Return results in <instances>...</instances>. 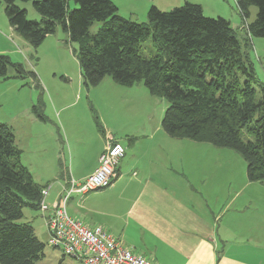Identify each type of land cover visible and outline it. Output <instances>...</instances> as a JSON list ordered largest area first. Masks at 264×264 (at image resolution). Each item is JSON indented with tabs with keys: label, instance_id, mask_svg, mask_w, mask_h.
<instances>
[{
	"label": "trees",
	"instance_id": "trees-1",
	"mask_svg": "<svg viewBox=\"0 0 264 264\" xmlns=\"http://www.w3.org/2000/svg\"><path fill=\"white\" fill-rule=\"evenodd\" d=\"M1 1L9 25L32 47L58 27L77 44L86 87L105 76L122 86L141 82L167 102L161 119L166 134L231 149L244 160L248 181L264 182V82L256 79L248 54L251 37H264V0H235L246 24L241 33L226 18L205 16L199 4L188 1L166 11L152 5L145 22L119 15L112 0ZM17 1H31L39 18L28 19ZM251 6L257 10L246 23ZM95 22L101 25L90 34ZM149 38L153 53L145 54L142 43ZM9 67L16 77L25 75L20 63L0 54L1 78H9ZM28 73L38 85L36 73ZM20 156L12 127L0 122V264H37L44 256L45 242L30 222L19 220L24 207L40 209L48 184L36 182ZM59 169V178H67L66 168Z\"/></svg>",
	"mask_w": 264,
	"mask_h": 264
},
{
	"label": "rangeland",
	"instance_id": "rangeland-1",
	"mask_svg": "<svg viewBox=\"0 0 264 264\" xmlns=\"http://www.w3.org/2000/svg\"><path fill=\"white\" fill-rule=\"evenodd\" d=\"M112 1L117 6L119 15L136 22L146 21L147 10L152 5L166 11L188 1L199 4L205 16L226 18L239 32L243 31L244 27L235 0ZM16 3L26 10L28 19L39 18L31 1ZM69 4L71 8L75 7L73 2ZM256 10L255 6L250 7L246 23L253 20ZM100 25V22L93 23L89 29L90 34L96 33ZM250 43L249 60L252 62L256 79L264 82V37H251ZM76 48L77 44L69 42L67 35L60 27L54 33L47 35L37 48L32 47L9 25L4 4L0 0V54L8 56L13 63H20L25 71L23 77H16L14 69L9 67L7 69L9 78L0 77V122L12 127L15 143L21 150V161L29 167L28 170L36 182L50 176L48 179H52L51 183H53L52 181L57 177L53 172L55 170L58 172L60 165L66 166L69 171L71 153L69 155L67 143L71 146L72 141L78 146L74 152L70 149L74 162L80 165L93 163L96 150L105 138L103 131L100 132L95 124L91 106L106 134L111 130L110 126L106 125L105 118L111 120L109 122L118 132L113 133L117 141L123 142L127 133L138 132L136 123H139L143 110H145V116H151L161 128V119L167 106L164 98L151 96L141 82L132 87L122 86L115 83L109 76H105L95 86L86 87L74 53ZM142 49L145 54L153 53L150 38L143 41ZM30 71L36 73L38 85L29 75ZM137 84L139 86H135ZM112 85L118 88L113 89ZM161 129L159 133L163 132ZM147 133H154L151 131L150 121ZM244 138L250 137L244 135ZM214 147L208 142H203V168L209 169V173L217 176L221 184L226 186L222 187V199L226 200L229 195L232 198L234 192L239 191L236 203L251 193L264 203V182L248 181L245 162L241 156L231 149L215 147L225 151L227 161L226 165H217L215 157L204 153V150L214 149ZM36 161L46 162L48 167L34 164L33 162ZM51 161L55 165L54 169L49 168ZM227 184L230 185V190H225ZM245 184L253 185L255 191L248 189L251 186ZM19 221L30 222L36 236L45 242L44 256L37 264L79 263L47 243L46 221L40 209L24 207L23 216Z\"/></svg>",
	"mask_w": 264,
	"mask_h": 264
},
{
	"label": "crops",
	"instance_id": "crops-1",
	"mask_svg": "<svg viewBox=\"0 0 264 264\" xmlns=\"http://www.w3.org/2000/svg\"><path fill=\"white\" fill-rule=\"evenodd\" d=\"M144 112L136 123L138 132L127 133L123 142L118 140L125 153L111 186L72 195L66 204L68 215L89 228L101 227L125 248L156 264H264L263 201L251 193L236 203L239 191L222 199L226 186L203 168V142L165 134ZM105 121L111 131L106 134L103 128L105 139L100 140L91 165L74 162L72 151L78 146L72 141L71 146L67 143L69 171L64 166L68 177L59 178V169L53 172L57 176L53 183L50 176L38 182L50 186L45 197L48 208L69 178L81 181L93 171L108 137L117 140L111 120ZM149 121L152 134L147 133ZM204 153L215 157L217 165L227 164L222 149L214 147ZM33 163L48 167L43 161ZM50 167L55 168L52 161ZM245 185L255 191L253 185ZM229 188L227 184L225 190ZM43 213L46 219L47 212ZM78 262L61 264H82Z\"/></svg>",
	"mask_w": 264,
	"mask_h": 264
},
{
	"label": "built area",
	"instance_id": "built-area-1",
	"mask_svg": "<svg viewBox=\"0 0 264 264\" xmlns=\"http://www.w3.org/2000/svg\"><path fill=\"white\" fill-rule=\"evenodd\" d=\"M124 153L121 142L108 137L97 166L81 181L69 178L52 208L45 202L50 186L42 190L40 210L47 212V243L51 247L82 264H156L125 248L101 227L89 228L66 211L67 201L73 194L84 195L111 186Z\"/></svg>",
	"mask_w": 264,
	"mask_h": 264
}]
</instances>
